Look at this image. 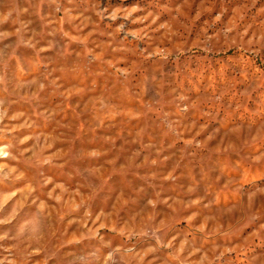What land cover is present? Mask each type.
Listing matches in <instances>:
<instances>
[{
  "label": "clouds",
  "instance_id": "9594fccd",
  "mask_svg": "<svg viewBox=\"0 0 264 264\" xmlns=\"http://www.w3.org/2000/svg\"><path fill=\"white\" fill-rule=\"evenodd\" d=\"M83 5L80 0H0V264H154L160 257H164L161 264H213L211 249L219 245L213 240L210 248L206 246L209 231L217 230V225L222 236L233 231L225 229L214 209L203 216L198 209L186 212L182 216L186 229L171 231L166 217L153 214L165 211L158 205L171 213L181 204L195 209L200 197L161 198L157 191L139 209L117 217L114 206L93 203L101 187L97 183L101 149L77 144L66 151L65 136H86L120 118L138 119L141 110L135 104L121 106L99 91L88 94L90 82L65 85L59 73L69 65L61 58L76 50L69 46L82 52L85 74L95 65L116 78L122 85L118 91L140 96L144 108L158 110L163 103L162 78L155 73L135 77L128 63L121 66L123 54L135 52L143 60L167 61L171 50L156 42L153 33L176 34L169 22L157 23L160 18L151 11L137 15L143 13L139 4L111 11L98 0H83ZM214 20L224 41L238 38L246 52L264 48V17L236 24L216 14ZM101 22L112 30L101 29ZM125 41L136 42V47H126ZM77 87L85 94L73 103L89 107L76 131L53 133L51 127L42 128L40 119L57 121L55 110L41 112L40 93L55 92L66 104ZM172 99L178 114L188 113L185 90H176ZM21 102L30 110L12 108ZM177 123H166L173 135H179ZM193 143L199 147L198 140ZM82 152L87 159L69 166ZM159 152L154 149L152 165L158 163ZM154 178L151 173L147 183ZM162 179L174 183L176 176L169 173ZM195 187L191 185L188 192ZM116 199L127 203L128 198L121 193Z\"/></svg>",
  "mask_w": 264,
  "mask_h": 264
},
{
  "label": "rangeland",
  "instance_id": "374dc122",
  "mask_svg": "<svg viewBox=\"0 0 264 264\" xmlns=\"http://www.w3.org/2000/svg\"><path fill=\"white\" fill-rule=\"evenodd\" d=\"M95 2V0H93ZM101 7H127L139 4L143 13L149 11L159 16L157 23L167 21L174 26L175 35L153 33L155 41L166 45L171 54L167 61L143 60L135 52L124 53L133 75L155 73L161 80L162 105L158 110L144 108L143 98L125 95L116 78L108 72L96 70L93 65L85 74L82 52L70 51L61 58L69 65L59 75L62 82L91 83L88 94L97 91L116 100L117 104H135L140 110L138 119L120 118L100 129H92L86 136L67 135L63 143L66 151L77 144L97 146L103 162L97 183L101 186L93 203L115 207L117 217L129 215L131 209H139L147 197L182 196L200 197L195 209L178 205L171 213L164 205L163 213L154 210L156 218H167L169 230L187 227L182 216L198 209L201 216L214 209L217 219L232 228L227 236L217 230L209 231L208 244L213 240L219 245L211 249L213 264H264V48L246 52L240 40L226 42L220 36L222 20L242 24L264 17V0H98ZM83 7V0H80ZM5 27H8L5 25ZM99 27L111 31L106 22ZM132 27H138L132 25ZM206 38H211L206 40ZM126 47L135 48L136 42L125 41ZM147 47V44L143 45ZM110 71V70H109ZM91 78V80H90ZM185 90L188 96V113L178 114L173 102L176 90ZM69 102L61 103L52 91L40 93L41 112L55 110V123L40 119L42 128L52 132H75V125L88 113V105L78 101L85 90L72 88ZM17 110H30L24 103L13 104ZM176 120L179 135H173L166 127ZM110 137L111 139H108ZM198 140L199 147L193 141ZM155 148L160 152L156 165L150 163ZM86 152L70 161L82 162ZM155 173L153 183H147ZM173 173L175 182L165 181L163 176ZM195 184L194 192L188 188ZM143 188V190H138ZM121 193L127 203L117 201ZM211 201L208 207L203 205ZM201 217H197L200 219ZM195 221H193L194 223ZM159 256V254H157ZM215 256H219L218 260ZM164 257L154 264H161Z\"/></svg>",
  "mask_w": 264,
  "mask_h": 264
}]
</instances>
